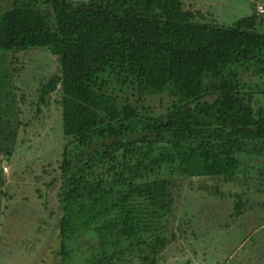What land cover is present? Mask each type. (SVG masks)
<instances>
[{
  "label": "trees",
  "instance_id": "trees-1",
  "mask_svg": "<svg viewBox=\"0 0 264 264\" xmlns=\"http://www.w3.org/2000/svg\"><path fill=\"white\" fill-rule=\"evenodd\" d=\"M256 1L250 15L224 28L184 0H0L2 58L42 49L58 65L40 83L33 120L40 105L59 97L64 144L45 194L35 192L56 220L62 264L76 253L79 264L148 261L182 226L176 212L184 181L232 182L239 156L264 155ZM11 71L0 98L13 111ZM3 124L0 158L13 153L8 143L17 134L10 119ZM231 210L241 211L235 203Z\"/></svg>",
  "mask_w": 264,
  "mask_h": 264
},
{
  "label": "rangeland",
  "instance_id": "rangeland-1",
  "mask_svg": "<svg viewBox=\"0 0 264 264\" xmlns=\"http://www.w3.org/2000/svg\"><path fill=\"white\" fill-rule=\"evenodd\" d=\"M184 1L185 7L200 12L208 24L224 28L252 13L248 0ZM259 3L256 13L261 14L258 22H262L256 30L264 33V14L258 13V7L264 10V0H257ZM1 53L0 82L7 71L11 74V68L17 72L7 82L14 90L16 105L12 111L0 98V121L3 124L10 119L9 127L17 134L8 143L14 144L13 153L0 158V179L4 182L0 186V264H62L56 255L60 249L56 220L41 205L43 194L39 198L35 192L44 190L45 194L44 185L55 176L53 170L64 144L57 95L51 96L47 105H40L41 114L33 120L38 108L37 91L40 83L58 70L56 58L42 49L10 53V60L8 56L4 60ZM157 101L150 104L158 106ZM15 111L20 114L15 115ZM18 121L22 125L14 130ZM239 158L242 161L235 181L183 182L176 212L182 226L174 230L175 238L163 252L143 261L145 264H264V155ZM48 162L50 167H46ZM234 203L239 205V213H232ZM126 247L121 245L115 250L124 251ZM124 255V261L128 260L129 253ZM79 258L82 255L76 253L66 264H79ZM135 260L125 264H144ZM114 263L119 264L117 260Z\"/></svg>",
  "mask_w": 264,
  "mask_h": 264
},
{
  "label": "crops",
  "instance_id": "crops-1",
  "mask_svg": "<svg viewBox=\"0 0 264 264\" xmlns=\"http://www.w3.org/2000/svg\"><path fill=\"white\" fill-rule=\"evenodd\" d=\"M254 0H248L249 4L251 5ZM262 3L256 4V6H259ZM264 5V4H263ZM264 14V13H263ZM247 17V16H246Z\"/></svg>",
  "mask_w": 264,
  "mask_h": 264
},
{
  "label": "built area",
  "instance_id": "built-area-1",
  "mask_svg": "<svg viewBox=\"0 0 264 264\" xmlns=\"http://www.w3.org/2000/svg\"><path fill=\"white\" fill-rule=\"evenodd\" d=\"M258 12H263V9L261 7H258Z\"/></svg>",
  "mask_w": 264,
  "mask_h": 264
}]
</instances>
